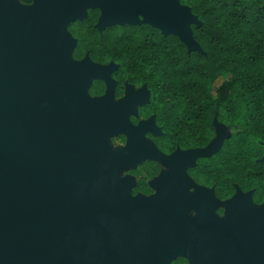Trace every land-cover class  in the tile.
<instances>
[{
	"label": "water",
	"instance_id": "95a60500",
	"mask_svg": "<svg viewBox=\"0 0 264 264\" xmlns=\"http://www.w3.org/2000/svg\"><path fill=\"white\" fill-rule=\"evenodd\" d=\"M32 5L0 0V264H169L168 256L176 253L193 264H264V202L256 204L251 192L238 189L225 218L182 217L187 208L213 205L212 189L200 186L188 194L182 180H190L186 169L197 158L219 149L223 139L214 151L208 146L222 125L206 150L182 151L171 162L150 203L132 200L127 182L102 176L108 135L122 132L133 145L132 157H152L157 151L142 137L147 130L159 132L152 116L137 125L130 121L137 114L134 105L148 102L142 93L128 90L112 107L110 80L104 95L91 97L87 77L103 79L112 71L89 59L74 61L76 41L67 25L83 19L87 8L101 7L99 29L148 23L200 51L190 28L198 19L190 8L180 0ZM63 91L68 98L89 97L69 115L60 105ZM42 100L49 104L36 110L29 105ZM196 234L202 235V247L214 250L212 263L198 257L192 246Z\"/></svg>",
	"mask_w": 264,
	"mask_h": 264
},
{
	"label": "trees",
	"instance_id": "16d2710c",
	"mask_svg": "<svg viewBox=\"0 0 264 264\" xmlns=\"http://www.w3.org/2000/svg\"><path fill=\"white\" fill-rule=\"evenodd\" d=\"M29 2L30 0H20ZM198 23L190 24L199 50L175 34H164L148 23H116L97 28L99 8L67 25L75 39V60L113 64L114 91L125 85L145 86L148 102L137 107L134 121L154 118L159 133L153 142L163 154L176 149L204 148L227 129L219 149L199 157L187 173L224 201L238 189L264 202V0H180ZM222 80L217 83V81ZM95 79L89 94L103 91ZM92 96V95H91ZM160 162L148 159L129 173L140 179L132 193H149L142 179L154 178ZM137 177V176H136ZM170 264H186L183 257Z\"/></svg>",
	"mask_w": 264,
	"mask_h": 264
},
{
	"label": "rangeland",
	"instance_id": "374dc122",
	"mask_svg": "<svg viewBox=\"0 0 264 264\" xmlns=\"http://www.w3.org/2000/svg\"><path fill=\"white\" fill-rule=\"evenodd\" d=\"M13 2L17 5L33 6L32 4L35 3V0H33L32 3H30V4H25V3L21 2L20 0H13ZM100 67L102 69L108 70V72L113 71V69L115 68L113 64L101 65ZM102 78L106 82H109L110 80H112L110 74H108V75L106 74ZM93 80H94V77H92L90 83H92ZM221 80H222V78H220L217 81V83H219ZM128 90L134 94L142 93L144 95V102L147 101L148 92H147L145 87L135 89L130 85H126L124 95L121 98L113 97L111 99V106L116 107L117 105H119L120 102L126 98L125 95H126V92ZM61 97L62 98L60 101V105L64 109H67V107L69 105L74 106V111L69 113V115H73L78 110L79 106L81 105L82 99L85 97H89V94L85 93L83 95L80 94L78 96L68 98L66 95V91H63L61 94ZM48 104H49V102L47 100H42V101L37 102V103H29V105L31 107H34L33 110L46 107ZM137 106H138V104L134 105V107L136 108V112H137ZM150 119L153 120L152 118H149L146 120H140L139 122H144V121H147ZM153 126L157 132L158 127L155 125V123L153 124ZM149 132L152 134L155 133L153 131L152 132L149 131ZM146 133L147 132H145L143 134V138L145 139V141L148 143V145L150 147L156 149V151L159 152L157 150L156 146L153 144V142L147 137ZM226 133H227V129L224 128L223 126H221L218 129L217 136L214 140L215 141L218 140V142H221V140L223 139V137ZM123 136L125 137V140H124ZM132 148H133V145H132L129 137L126 134H124L122 132H117V133L108 135L105 138L104 145H103L104 152L108 156V151L113 152V150H115L116 154L111 153V155L108 156V158H109L108 164L104 166V168L102 170V176L106 180L118 179L120 181L127 182L128 183V195L132 200L139 201L142 203H150L153 200V198L157 195V193L159 192V189L156 186V182L159 180L160 181L164 180L165 175H167L171 172V162L169 164H165L164 159L168 158L169 156L176 154V153L181 154L182 151L176 150L169 155H164L161 152H159V154L152 156V157L145 156V155L132 157L131 156ZM204 150H206V147L204 148ZM148 159L158 160L161 164V171H160L159 175H157L154 178H151V179L146 178L145 174L142 173V179L144 178V181L148 184L149 187L152 188V192L150 194H144V193L133 194L132 188L136 185L137 177L132 175V174H129V171L138 168L144 161H146ZM182 186H183L185 192H187L188 194H192V195L196 194L197 188L200 187L197 184L190 183L189 181H182ZM212 200H213V205L210 208L201 210L197 207H190V208L185 209L182 212V217L187 221H194L196 218H198L200 216L203 217V219L205 221H209L210 217H212V216L219 218V219H222V218H225L233 209V206L230 203L231 198L227 199L225 201H219L216 198H214ZM201 236H202L201 234L195 235L194 241H196L197 243L194 244L192 242V246L196 250H198V249L206 250L208 252V258L205 259V261H207L208 263H212L214 250L204 248L201 246V244H200ZM179 255H181V254L176 253V254H172V255L168 256V262H170L171 260H173L175 257H177ZM188 264H192L190 261V258H188Z\"/></svg>",
	"mask_w": 264,
	"mask_h": 264
},
{
	"label": "flooded vegetation",
	"instance_id": "af4514ba",
	"mask_svg": "<svg viewBox=\"0 0 264 264\" xmlns=\"http://www.w3.org/2000/svg\"><path fill=\"white\" fill-rule=\"evenodd\" d=\"M32 1L33 0H30L29 2H24L25 4H30V3H32ZM93 8H95V7H93ZM96 8H99V11H100V13H101V16H102V14H103V10H102V8L101 7H96ZM88 9V8H87ZM86 9V10H87ZM100 16V17H101ZM140 17V19H141V16H139ZM109 26H111V25H109ZM108 27V26H107ZM98 28V27H97ZM106 28V27H105ZM99 29V28H98ZM86 59H89L88 57H86L85 59H83L84 61L86 60ZM75 60V59H74ZM90 60V59H89ZM80 61V60H79ZM90 62L91 63H93V64H99V65H102V64H100V63H96V62H94V61H92V60H90ZM95 80V79H94ZM93 80V81H94ZM98 80V79H97ZM100 80V79H99ZM102 80V82H103V84H104V89H103V91L101 92V93H99V94H91L92 96H102V95H104L105 94V92H106V88H107V83L108 82H106L104 79H101ZM113 80V79H112ZM93 81H92V83H93ZM114 82H115V84H114V88H115V85H116V81L115 80H113ZM92 83H91V85H92ZM90 85V86H91ZM129 85V84H128ZM132 86V85H131ZM133 88H135L134 86H132ZM125 89H126V85L124 86V89H123V91H122V93L121 94H119V95H117L116 93H115V91H114V97L115 98H121L123 95H124V92H125ZM135 89H139V88H135ZM147 90V89H146ZM147 92H148V90H147ZM140 105V104H139ZM138 105V106H139ZM137 106V107H138ZM133 116V115H132ZM146 119H148L147 117L144 119V118H140V119H138L137 121H134V119H133V117H131L130 116V120H131V122L134 124V125H136L140 120H146ZM156 125V124H155ZM157 126V125H156ZM158 127V126H157ZM149 131H151V130H147V131H145V132H147L146 133V135H147V137L153 142V135H155V134H152V133H150ZM144 132V133H145ZM152 132V131H151ZM158 132H159V128H158ZM123 138H124V140H125V137L123 136ZM142 140H145L143 137H142ZM148 144V143H147ZM153 144H154V142H153ZM155 145V144H154ZM149 146V145H148ZM150 147V146H149ZM157 148V147H156ZM188 149H197V148H188ZM188 149H176V150H181V151H185V150H188ZM175 150V151H176ZM174 152V151H173ZM172 152V153H173ZM171 154V153H170ZM164 155H169V154H164ZM198 159V158H197ZM197 159L195 160V163H196V161H197ZM194 163V164H195ZM190 167V166H189ZM188 167V168H189ZM188 168L186 169V172H187V170H188ZM129 174H131V173H129ZM188 174V173H187ZM189 175V174H188ZM137 176V180L138 179H140V174H137L136 175ZM189 177H190V180H182V181H189L190 183H194V184H197L198 186H202V185H199L198 183H196L195 181H194V179H192V177L189 175ZM149 179H151V178H149ZM183 187V186H182ZM204 187V186H203ZM207 188V187H206ZM149 189H150V192L149 193H147V194H150L151 192H152V188L151 187H149ZM243 192V191H242ZM245 193V192H244ZM144 194H146V193H144ZM213 196V195H212ZM214 197V196H213ZM217 199V198H216ZM220 201V200H219ZM180 254V253H179ZM180 257H183V258H185V260H186V264H188V256H185V255H179V256H177V257H175L174 259H176V258H180ZM173 259V260H174ZM173 260H171L170 262H169V264L173 261Z\"/></svg>",
	"mask_w": 264,
	"mask_h": 264
},
{
	"label": "bare ground",
	"instance_id": "6f19581e",
	"mask_svg": "<svg viewBox=\"0 0 264 264\" xmlns=\"http://www.w3.org/2000/svg\"><path fill=\"white\" fill-rule=\"evenodd\" d=\"M87 79H88V84H89L91 82L92 77L91 76H88ZM67 108H68V111L69 112L74 111V106H72V105H69ZM217 147H218V140L217 141L214 140L208 146V150L214 151ZM115 152H116L115 150H113V152L112 151H108V155H111V153L116 154ZM156 154H159V152H156ZM179 155H180L179 153H176V154H173V155L169 156L168 158H165L164 159V163L165 164H169L170 162H174V161L175 162H178ZM193 162H194V160H192L190 162V164H193ZM210 198L211 199H214L215 197H213L211 195ZM193 243L196 244L197 242L193 240ZM197 253H198V257L201 258V259H204L205 260V259L208 258V252L206 250L198 249L197 250ZM190 261L193 264V260L190 259Z\"/></svg>",
	"mask_w": 264,
	"mask_h": 264
}]
</instances>
